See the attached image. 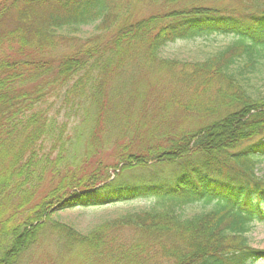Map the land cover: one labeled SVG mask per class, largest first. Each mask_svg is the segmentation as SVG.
Listing matches in <instances>:
<instances>
[{
  "label": "trees",
  "instance_id": "16d2710c",
  "mask_svg": "<svg viewBox=\"0 0 264 264\" xmlns=\"http://www.w3.org/2000/svg\"><path fill=\"white\" fill-rule=\"evenodd\" d=\"M136 1L0 0V264L52 241L94 264L264 259L245 237L264 222V99L232 69L264 56V0H141L155 10L147 16L131 11ZM94 23L81 43L58 35ZM209 35L234 41L203 63L159 57ZM110 144L113 162L94 158ZM70 153L90 163L63 164ZM135 200L150 206L86 235L53 220ZM195 204L211 208L186 215Z\"/></svg>",
  "mask_w": 264,
  "mask_h": 264
},
{
  "label": "rangeland",
  "instance_id": "374dc122",
  "mask_svg": "<svg viewBox=\"0 0 264 264\" xmlns=\"http://www.w3.org/2000/svg\"><path fill=\"white\" fill-rule=\"evenodd\" d=\"M123 1L124 0H114L116 5L121 6ZM136 3L137 5L131 6V11H133V13L147 16L155 11L154 8L147 6V4H145L141 0H137ZM120 15H122V9ZM96 25L97 23L78 27L76 30L77 32H72L71 29H63L58 32V35L63 37H73L81 43V41H84L87 38L95 35ZM78 41L66 46L62 45L60 51H62L63 53L71 52L73 49H75V46L78 45ZM233 41V37L222 35H209L206 37L204 36L191 40L176 41L166 44L160 50L159 57L179 63H203L209 58L225 50L233 43ZM244 62L245 61H242L240 59L232 68L238 81L241 83L249 97H251L252 99H264V56L257 60L254 69H246V67H244ZM58 122H63L61 116L59 117ZM66 134L70 135V137L73 135L74 137V132L71 129H68ZM48 147L49 146L45 148V151L48 150ZM112 150L113 144H110L109 147L102 146L98 148V152H96V157L94 158L96 159L97 157H100L105 160L106 163L113 162L111 156L109 155V152H112ZM55 157L56 153H53L51 158L55 159ZM82 158L79 159L77 155H73L72 153H70L68 160L65 159L62 163L71 166L73 165V163L86 161L84 163L85 168L90 163L91 158L89 160H87V158L82 160ZM63 164H61L62 167L65 166ZM109 173L112 174V171L109 170ZM255 174L258 179L264 181V160L257 166ZM49 177L50 174L49 172H47L45 181L42 187L38 190V193L42 194L44 192V189L49 184ZM149 206V200H135L132 202L117 203L103 207L75 208L57 212L53 216V220L71 226L77 232L86 235L104 221L115 219L126 213L140 212L148 209ZM210 208L211 205L195 204L187 208L185 214L190 216L201 211H207ZM245 237L247 245L251 249L264 251V222L254 223ZM55 245L56 244L53 241L47 242L42 246V249L37 256H28L27 258L23 259L22 264H94L90 259L76 257L68 258L60 256L58 255V249H56ZM254 264H264V259Z\"/></svg>",
  "mask_w": 264,
  "mask_h": 264
}]
</instances>
